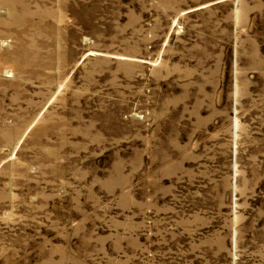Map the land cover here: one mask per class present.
Wrapping results in <instances>:
<instances>
[{"label": "rangeland", "instance_id": "1", "mask_svg": "<svg viewBox=\"0 0 264 264\" xmlns=\"http://www.w3.org/2000/svg\"><path fill=\"white\" fill-rule=\"evenodd\" d=\"M0 264H264V0H0Z\"/></svg>", "mask_w": 264, "mask_h": 264}]
</instances>
